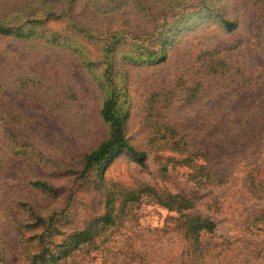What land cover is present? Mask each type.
<instances>
[{"label": "rangeland", "instance_id": "1", "mask_svg": "<svg viewBox=\"0 0 264 264\" xmlns=\"http://www.w3.org/2000/svg\"><path fill=\"white\" fill-rule=\"evenodd\" d=\"M63 7L0 0V25L25 32L0 33V264H28L40 240L55 249L109 197L113 222L60 264H264V0H79L70 19ZM108 51L147 166L122 152L81 176L110 133ZM171 131L181 146L163 145ZM177 194L191 206L169 208ZM35 213L45 224L27 226ZM192 215L216 227L196 239Z\"/></svg>", "mask_w": 264, "mask_h": 264}, {"label": "trees", "instance_id": "2", "mask_svg": "<svg viewBox=\"0 0 264 264\" xmlns=\"http://www.w3.org/2000/svg\"><path fill=\"white\" fill-rule=\"evenodd\" d=\"M51 2V0H49ZM79 0H64V7L62 9L63 15H66L68 19L75 18L78 16V4ZM94 5L99 6L101 3L109 4L113 0H89ZM125 1V0H121ZM128 1V0H127ZM114 9L117 8V5L112 6ZM218 19L223 23L224 27L227 29L235 28V24L233 21L228 20L222 14L216 13ZM74 16V17H73ZM76 25H80V22L76 19ZM0 33L1 34H15V35H25V32L22 27L13 29L7 25H0ZM56 34V33H54ZM116 38V36H113ZM170 43L168 39L164 40V44ZM108 50V48H106ZM110 52H107L106 55V64L107 67L103 73V77H100V84H102L103 88L106 90L107 88L108 93L105 96L102 106H101V115L103 120L109 124L110 133L109 136L103 140L96 148L91 150L89 153L85 154L83 157L84 160V168L82 170L81 176L87 174L89 170L93 168H98L100 172L104 169L106 164L114 158L117 154L122 152H126L134 161H136L140 166L146 167L147 166V159L148 155L147 152L143 149H139L135 147L128 139L126 132H125V112L121 108L120 102H118V95L115 91L114 80L112 76V61L110 59ZM174 131L169 133L171 137L170 140L167 139L166 135H162V139L165 140L166 143L163 145H168L173 147H179L182 145V138L178 140L174 139ZM185 146V144H184ZM180 150H183L181 147ZM187 160V159H185ZM34 184L39 187H46L47 183L41 181L39 179L34 180ZM136 194L131 192L129 193L128 198H135ZM168 201H165V204L169 208H174L177 206L179 209H186L191 206V202L189 199L182 195H176L175 199H171L167 197ZM114 199L108 198L107 200V213L101 217L96 219L94 222L89 224L84 230L74 232L71 234L66 240L60 243L55 249H50L43 241L40 240V250L36 251L31 255L30 261L28 264H60L62 261H66L69 257L72 256L73 251L76 248H79L82 244L86 243L90 240L94 233L95 229L102 226H107L111 222H113V215L111 210L113 209ZM35 218L28 222L29 227L35 226L39 223L45 224V219L36 213ZM187 225V233L194 238H198L202 231L212 232L216 227L214 221L209 218H204L199 215H192L188 216L186 219ZM40 235L39 237H41ZM1 262V260H0Z\"/></svg>", "mask_w": 264, "mask_h": 264}]
</instances>
